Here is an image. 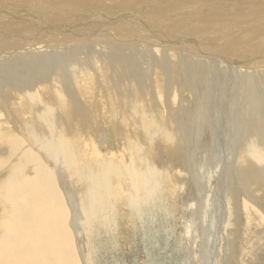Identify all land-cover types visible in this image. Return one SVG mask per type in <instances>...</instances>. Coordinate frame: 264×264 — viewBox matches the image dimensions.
I'll list each match as a JSON object with an SVG mask.
<instances>
[{
    "label": "bare ground",
    "instance_id": "bare-ground-1",
    "mask_svg": "<svg viewBox=\"0 0 264 264\" xmlns=\"http://www.w3.org/2000/svg\"><path fill=\"white\" fill-rule=\"evenodd\" d=\"M21 1L22 2L26 1L24 3L29 8V4H27V2L29 0H21ZM63 1L61 2L59 0H52L49 2L48 1L45 2V5L38 4L37 6H33V7L29 8V9H31L32 12H28L29 10H24V9L22 10L21 8H17V10L10 9V13H12V14H13V12H17V16L23 15L22 20L18 21V23L15 25V27H14L15 31L14 32H16V34L22 35L26 39H32L33 38L34 40H38L39 42H42L41 39L43 37H45V34L44 35L42 34V36L40 38H36L34 36V32H36L38 29H41L39 27H45L44 25H47L49 20H60V19L66 18V17H68V18H70V17H73V18L82 17L84 12L77 14L73 11H70V10L67 11L66 10V8H74L75 6L78 7L77 5H75V3H73L72 1H69V0H63ZM141 1L142 2H140V3H143L145 5L155 4L156 6H161V7L168 4L167 8L163 9V13H161L162 15L163 14L174 15V12H175L174 9L175 8L168 7V6L171 4L176 5L178 3V2H176L177 0H163V2H161V3H147V2H157L158 0H141ZM236 1L237 2L240 1V4H241V1H243V0H229V1H227V4L229 3L228 5H232V4L235 5V3H237ZM50 2L60 3L59 5L62 4V8L64 7V9L62 10V8L59 9L56 7H50V9L47 10L46 4L50 3ZM83 2L84 1H82L81 3H83ZM103 2H104V0H103ZM107 2L109 3V1H107ZM107 2H105L104 5H101L98 3H97L98 5L95 3L93 4L94 7L102 6L103 8H100V7L92 8L93 6L91 5L92 7H89V8L87 7V9L92 8V10H94V12H96L97 14H103V16L101 17L103 19L102 21H107L104 19H108V20L111 19L112 20L113 18H115V17H113V14L118 13L120 15L118 17H123V22L127 23L128 18L124 17V16H126V14L124 13V11L126 9L118 8L115 5L110 6V8H109ZM28 3H30V2H28ZM127 3L128 2H119L118 5H127V7H129V8H135V7L140 8V7H138V4H136V6H135L132 4H127ZM253 3L252 2L250 3V4H252L251 8H253L255 6V5H253ZM13 4H17V3L11 2L10 0H8V2L0 0V6L2 5L5 7L6 6L13 7ZM85 4H86V2H85ZM196 4H197V7H199V6H201V7L206 6L207 7L208 5H211V4H220V3H217L215 0H189L187 2H185V1L182 2L180 5H188V6L192 5L195 7ZM246 4H247V2H246ZM254 4H256V3H254ZM224 5L227 6L226 4H224ZM261 5L262 4H260V7L262 8L264 5H262V6ZM106 6H108V8ZM201 7L199 8V10L202 9ZM206 7H204V8H206ZM220 7H221V5H220ZM234 7H236V6H234ZM78 8H80V7H78ZM211 8H213V6ZM255 8H256V6H255ZM257 8L260 9L259 7H257ZM81 9L83 10V8H81ZM81 9H80V11H81ZM192 9H195V8H192ZM250 9H248V10H250ZM3 10H4V8H3ZM77 10H79V9H77ZM190 10H191V8H190ZM263 10L264 9L262 8V11ZM5 11H7V10H5ZM186 11H188V10H186ZM205 11L206 10H204V12ZM66 12L69 15H67ZM201 12H203V11H201ZM259 12H260V10H259ZM58 14L59 15L64 14V16H56ZM189 14H191V13H189ZM196 14H198V13H196ZM199 14H202V13H199ZM106 15H108L109 17H106ZM181 15H183V14H181ZM237 15H238V13H237ZM255 15H256V13H255ZM3 16H5V15H3ZM234 16H236V15H234ZM234 16H232L233 18H231V19H235ZM6 17H7V15H6ZM135 17H138V16H135ZM175 17H176V14H175ZM177 17H178V15H177ZM188 17H190V16L188 15ZM219 17L217 16L216 19ZM263 17H261V18H263ZM209 18H211V17H209ZM213 18H214V16H213ZM226 18H228V17L226 16ZM80 19L82 20L83 18H80ZM172 19L173 18L163 17V19H161V20L162 21L163 20L172 21ZM205 19H208V18H205ZM236 19H237V17H236ZM219 20H220V18H219ZM256 20H257V18H256ZM3 21H6V20H3ZM115 21H116V19H115ZM115 21L112 20V22H115ZM213 21H216V20L213 19ZM224 21L226 22V20H224ZM101 22H100V24H102ZM197 22H200V21H197ZM217 22H219V21L217 20ZM221 22H220V24H221ZM247 23H249V22H247ZM258 23L259 22L257 21L256 24H258ZM176 24H178V22ZM234 24L235 23H232L233 26H234ZM244 24H245V22H244ZM256 24H255V26H256ZM127 25H130V24L127 23ZM237 25L238 24H236V26ZM79 26H81V25H79ZM252 26L250 25V27H252ZM259 26L260 25H257V27H259ZM90 27L91 26L84 27V28L81 27L82 29L80 28L77 31L85 29L84 31L87 32V34H88L91 32V30H89ZM129 27H137V25H135V22H134V24H131ZM140 27H142L143 30L133 29L130 32H127L126 37L127 38L129 37L130 39H128V43H126L125 45H118V44L113 45V44H107L106 43L108 46H103V47L105 49H107V51L106 52L102 51L104 53H100V55L93 53V51L95 49H93L91 47V45L88 43V41H86V39L81 40L75 36H69V35L65 36L66 34L64 36H60L58 34L57 37H60L61 42H63L61 44H64L65 42L67 43L68 41H71V39H72V40L81 41V43L79 42L80 46H78V47L75 46L76 48H74L72 46L73 44H71V46H69L70 48H68V46L56 47L55 48L56 52H53L52 50L48 51L47 49L44 48V46H42L41 48L35 47L34 49H32V47H31V49L33 50L31 52L29 50V47H27L29 42H25L24 45H22L20 47L21 51L14 52V53H12L13 51L12 52L10 51L12 53V54H10V56L8 55V53H5V56H3V58L0 57V65H1L0 95H2L1 93L4 94V95L0 96V112L1 111L2 112L3 111H5V112L9 111L7 113V115L9 117L13 116L15 118V123L19 124L20 123L19 114L21 111H19V112L10 111L14 108H11V106L9 105L10 103H8L7 98L9 96H11V98L12 97L13 98L19 97L20 95L26 93L29 95L30 99L27 97H25V98L23 97L24 98V104H25V105H23V109L33 113V115H34L33 119L34 120H36V121L38 120V122L45 124L48 128H50L49 130H51V133H50L51 136H49L47 138L44 137L42 139L38 138L37 140H36L37 136L40 134V132H42L41 131L42 126L41 125L37 126L32 131H30L31 132L30 133L31 139H29L30 140L29 142L31 144H34V146L38 145L35 148L38 147L37 149H39V153L35 154L33 152L35 155L32 157L33 159L31 161L32 163H34V162L37 163V164H35V166H37V169H33L30 166V169L32 168L33 171L31 170V172L27 173V174L23 171L25 169L17 170V171L14 169L13 174L10 173L12 175L9 176V178L6 176L8 178L6 188H5V186H2V185H1L2 187H0V264H80V263L84 264V262H85V264H100L99 262L103 261V260H108L105 263H107V262L112 263L113 260H115L114 255H116L118 252L122 251V249H125L124 254L127 255L128 257H131V255L133 256L134 254H136V253H132L131 250L126 249V247H128L129 245H132L135 247L138 243L140 244L141 237H142V236L140 237V232H139V226L140 225L144 227V230L146 229V231H149V230L153 229L154 225H156V222L160 216H162L164 214L169 216L170 214H172L176 211V210H174V211L172 210V205L169 203L171 201L175 202L178 194H180V192H181L180 191L181 186L178 185L179 183H177L181 177L180 171H182V173H184V175L187 176L185 174V171L183 172V168L186 167V165L189 162H192V159L196 160L195 156L189 157L190 159H186V160H184L185 158H183V153H184V150L182 149L183 144L184 143L187 144V142L190 141V139H191L190 137H192L189 134L187 135V134H183V133H192L194 131H197L199 128L198 121L200 118L198 120H196L197 122L196 121H192V122L187 121V123H185V121L183 123V120L178 118L177 120L175 119L176 122L169 123L166 126V129L165 128L161 129L159 126L161 125V122L166 121L167 114L169 112L165 114L162 112L157 113L158 110L155 111V109H154V111H146V110L142 109L143 112L136 113V117L131 115V113L132 114L134 113V110L137 107V101L141 98H145L146 97L145 94L147 92L148 93L149 92L154 93L152 84L156 80L158 82L157 93L161 94V93L165 92V90H163V88H165L166 91L170 89V86L168 87V85L172 84L173 80L176 79V76L180 77V74L182 72L184 75L186 73H188V75H191V77L192 76L194 77L195 72L193 73V70L195 68H197V73L199 74L197 77H199L200 73L201 72L203 73V70H205L207 66H211L212 68L214 67L216 70H219V67H216L214 65V64H218V63L213 62L212 65H210L209 63L205 62L204 59L213 58V59H218L221 61V60H226L228 58H225L221 55H219L220 57L218 55L213 56V54H216V51H217V50L215 51V49L214 50L211 49L213 51H210L208 49L210 52H212V55L211 54L209 55L208 53H206L205 50L204 51L201 50L202 51L201 52L202 54L200 56L201 58H198V56H197V59H195V61H196V63H195V61L192 60L194 58H190L189 56H186L188 53L187 49H190V47L185 46L184 44H180V45L176 46V44L180 43L179 40H181V38H182V37L179 38V35H175V37H176V38H174L176 40L175 41L174 39H172L170 37L169 34H167L168 33L167 31H166V33L163 32L162 31L163 28H161V27L159 29L152 27V26H149V25H140ZM195 27H196V25H195ZM200 27H202V26H200ZM200 27H198V28H200ZM239 27H242V26H238V28ZM92 28H94V27H92ZM198 28H197V31H198ZM228 28L230 29L231 27H228ZM247 28H248V26H247ZM252 28H254V26ZM12 29H13V27H12ZM144 29L150 30V32L146 31L145 35H148V34L152 35V38H148L146 40H143V38H141L142 40L140 39L141 41L139 43L130 42V41H132V39H136V38L140 37V35L138 33L141 32L143 34ZM188 29H190V28H188ZM194 29L196 30V28H194ZM208 29H210V28L208 27ZM224 29H226V27ZM261 29L262 28L260 27V30ZM199 31L203 32L200 29H199ZM216 31H217V29H216ZM228 31H226V33L224 32V34H229L230 32L227 33ZM233 31L239 32V30H233ZM0 32H1V30H0ZM38 32L40 33V30H38ZM220 32H221V30H220ZM109 33H111V32H109ZM204 33H205V31H204ZM204 33H202V35ZM241 33H242V31H241ZM243 33H245V32H243ZM246 33L250 34L249 31ZM258 33L259 32H257V34ZM52 34H53V32H52ZM113 34L114 33H112L111 36H113ZM184 34H186V33H184ZM192 34H194V33H192ZM219 34H222V33H219ZM219 34H218V36H220ZM235 34H236V32H235ZM240 34H239V36H240ZM254 34H255V32H254ZM259 34L261 35V32ZM94 35H95V33L93 34V36ZM232 35L233 34H231V36ZM4 36H2V37H4ZM185 36L187 37V35H185ZM235 36H238V35L236 34ZM252 36H254V35H252ZM90 37H92L91 33H90L89 39H90ZM116 37H119V36L116 35ZM186 37L184 39H186ZM260 37H262V36H260ZM260 37H258V38H260ZM20 38H21V36H20ZM206 38H207V35H206ZM221 38L223 39V37H221ZM247 38H248V36H247ZM5 39L6 38L4 37V40ZM184 39H182V41ZM230 39H228V40H230ZM46 40L49 43L56 41L54 39H51V40L46 39ZM204 40H205V38H204ZM214 40H216V39H214ZM29 41H32V40H29ZM231 41H232L231 43H233V40H231ZM245 41H247V40H245ZM249 41H251V40H249ZM252 41H254V40H252ZM191 42H194V41H192V39H191ZM235 42H236V40H235ZM13 43H16V42H13ZM70 43H68L67 45H69ZM201 43H203V41ZM201 43H199V44L201 45ZM204 43H205V41H204ZM239 43L242 44L241 42H239ZM253 43H252V45H253ZM35 44H37V43H35ZM41 44H43V43H41ZM196 44L198 45V43H196ZM206 44H208V41ZM248 44H250V46H251V43H248ZM173 45H175L176 47H173ZM214 45H217V44H214ZM33 46H36V45H33ZM153 46H155V47H153ZM208 46H209L208 48H210L211 44H209ZM237 46H238V44H237ZM229 47L231 48V46H229ZM247 47H249V45ZM247 47H246V50L244 49L245 46L243 48L241 47L240 49H244L243 51L247 52V50L249 51V49H250V48L247 49ZM254 47H252V48L253 49L257 48V47H255V48ZM206 48L207 47L205 46L204 49H206ZM211 48H213V47H211ZM16 49L14 48L15 51H16ZM73 49H81V50L80 51H78V50L74 51ZM100 49H102V48H100ZM240 49L238 48L239 51L243 52ZM25 50H26V53L30 52V53H28L30 55L27 56V54H25ZM233 51H234V49H233ZM239 51H238V54L240 53ZM196 52L197 51H195L194 53H196ZM233 53H235V52H233ZM188 54H190V53H188ZM238 54L234 55V56L232 55V56L233 57H235V56L239 57ZM230 55L231 54H228L227 57L228 56L230 57ZM175 56L177 57V62H179L178 66H177L178 68L176 70L177 73L175 72V62H174ZM263 56H264V54H263ZM194 57H195V55H194ZM240 57H241V55H240ZM243 57H244V55H243ZM247 57H249V56L247 55ZM230 58H231V60H233L232 57H230ZM244 58H246V57H244ZM234 60H236V59L234 58ZM243 61L244 60H242L240 62L242 63ZM228 63H230V61H228ZM245 65H249L248 61H247V63H245ZM235 66H236V64H235ZM250 67L255 69L252 65ZM110 69H111V75L110 76H106V77L101 76L100 79L97 76V78H95L94 72H97V71L100 72V70L107 72ZM153 71L158 72L163 78L166 79L167 85L165 87H163V84L160 83L159 79H157V77L154 75ZM233 71L238 72L236 70H233ZM251 71H252V73H248L246 71L244 73H233V74L240 75L239 77L243 76L244 78H240L241 82L242 81L243 82H246V81L251 82V80L254 79L252 82H254L259 87L258 90H261L262 86H264V83L261 82V81H263L262 78H264V76L261 74H258L256 71L255 72H253V70H251ZM97 74H98V72H97ZM175 74H176V76H175ZM210 75H211V73H210ZM48 76H50V78H49L50 80L49 79L46 80ZM7 77H9L10 80H8ZM53 77H56V80H54ZM112 77L114 78V80H116L115 84H114L115 91L111 90L110 88L109 89H103V90L100 89L101 91H103V94L106 92H107V94L105 96V101H103V103H101V104L99 102L98 106H100V107L102 106L103 110L106 112H109V113H117V114L118 113H127L126 119H125V117H124V119H120V118L118 119L120 121L119 129L121 130L120 134H122L124 136L123 142L128 143V145L130 144L131 147L129 146V149L133 148L134 151L131 152L133 149H130L129 153L131 154V157L129 155L126 158H124L125 156L124 157L121 156L119 161L117 159H115L116 158L115 156H114L115 158L112 159V157H113L112 156V157H110L111 158L110 159L108 157H105V155H103L104 156L103 159L106 158L103 161L101 159L98 162L94 161L92 164L86 163L87 164L86 165V164H83V162H84L83 157L84 158H86V157L83 154H81L80 152L78 153L77 146L81 149H82V146L78 142H77L76 146L73 145V143L71 141H69L70 139H69L68 135L70 134V132L72 134H74V130L72 128L73 127L72 122H77L76 119L79 120V122H81L82 125L87 123L89 116L92 115L88 110L89 107H91L95 113H98L101 115L100 112H97V111H99L98 106H94V105L89 104L90 103L89 100L92 98L93 93H91L88 90H92V85L96 86L95 89L99 88L100 83L102 81L105 84L109 83V82L111 84V80H109V78L111 79ZM158 78H161V77L159 76ZM199 78H201V77H199ZM208 78H210V77H208ZM189 79H191V78H189ZM195 79H196V77H195ZM85 81H87V82H85ZM126 81L128 82V87H125L124 86L125 84H124L123 87L120 88V84L122 82H126ZM9 82H11V83H9ZM52 82L55 83L56 85L59 84V86L61 87L62 90L60 92L53 93V91H50L51 89L50 90L46 89V93L49 96V98L52 99L53 104L52 105L40 104L43 102H39L36 98H34L33 93L39 88H47V87L51 88ZM199 82H197V83H199ZM87 83H88V85H87ZM96 83H98V86L96 85ZM55 84H53V85H55ZM83 84H84V86H83ZM155 86H156V84H155ZM209 86H210V84H209ZM75 89H78L79 91L77 92ZM111 91L113 93V96H111L109 94V92H111ZM80 92H83V93H80ZM85 93H87L88 96L85 97ZM68 95H70V97L72 98L73 101L68 97ZM78 96H81L82 98L86 99L85 101H87V104L85 103L84 100H80V101H84V103L89 107H87L86 105L79 104V102H78L79 97ZM143 96H145V97H143ZM165 96H166V94H165ZM183 96H184V94H183ZM101 97H102V95H100V98ZM256 98H254V100ZM63 101L65 103L62 104ZM74 101H76V102H74ZM150 103L154 107H156L158 102L156 100H153ZM166 103H164V104H166ZM132 105H134L135 108L133 107L134 110L129 111L128 109ZM153 106H151V107L153 108ZM158 106L159 105H157V107ZM112 107L116 108V110L115 109L111 110ZM262 107H264V106L262 105ZM251 108H252L251 111L252 110H254L255 112L257 111L255 104H253V106H251ZM179 109L182 111L183 107H180ZM167 111H170V110H167ZM184 113H186V112H184ZM258 113H259V116H262L264 114V111H262V112L257 111V114ZM3 114H5V113H3ZM172 114L173 113H171V115ZM30 115H32V114H30ZM195 115H193V116H195ZM168 116H169V114H168ZM175 116H176V114H175ZM198 116L200 117L201 115L197 114V118H198ZM238 117H240V116H238ZM90 118L93 120V117H90ZM108 118H109V122H111V124H112L114 117L111 114H109ZM194 118H196V117H194ZM263 118L261 121L257 122L259 120L257 116L252 117L251 114L249 115V124L250 125L248 128L244 129V130H246L247 133L242 138L244 141V147H243V149L241 147V152L239 155V161L242 157L243 164H245L246 167L245 166H244L245 168L241 167L244 169L240 173H237V171H236V173L239 175V178H235V176H234L235 170L232 169V167H234V165H231V163H230V165H231L230 170H229L230 174L228 175L229 177L227 178V181H226V184H227L226 190H228V194L230 196H232L231 198H233V196H234L236 199H238V198L240 199L241 195L246 194L247 189L249 187H251V186H249L246 189V182H245L244 176L251 175L252 177H254V176H258L257 173H264V169L262 168V166H264V141H263L264 139L262 140L261 139L262 135L260 136V134H259V128H263V124H262ZM104 119L107 120V118H105V117H104ZM237 119H239V118H237ZM208 120H209V118H208ZM170 122H172V120ZM182 124L184 127L180 128V125H182ZM63 125H64V127H66L65 133L63 132L64 129H61V127ZM117 126H118V124H117ZM205 126H203V127H205ZM208 127H209V125H208ZM112 129H114V128H112ZM116 129H117V127L115 128V130ZM45 130L47 131V129H45ZM5 131H6V128H5V130H3V133H5ZM242 131H243V128H242ZM181 132L183 135L181 134ZM239 132H240V130H239ZM67 133H69V134H67ZM93 133H94V131H93ZM199 133H197L198 138L200 136ZM87 135H89V133ZM193 137H195V136L193 135ZM262 138H264V137H262ZM87 139H89V138L87 137ZM116 140H118V137ZM120 140H121V138H120ZM192 140L194 141L195 138H193ZM91 141H93V139H91L90 142ZM8 142H9V140H8ZM14 142H15V139H14ZM25 142L21 141V143L18 144L17 146L21 147L25 144ZM153 142H155V143H153ZM92 143L93 144L96 143L94 146L91 145V146H93V148H96L99 145L98 140H95V143L94 142H92ZM109 144H110V142H109ZM151 144H156L159 146H160V144H173V146L170 145V146H172L171 148H168V152L171 153V155H173L174 157L176 156L178 160H181V162H183V160H184V163L182 165H179L180 171H178V170L176 172L172 171V173L175 177L176 184H177L175 189L171 185V179L168 177V175H170L171 173H169V172L165 173L164 169L161 168L160 165L155 164L152 160H147L145 158H141L140 156H138V155H140V152L145 151V149H140L141 147L138 148V150H137L136 148L138 146H150ZM128 145H126V146L128 147ZM1 147H3V146H1ZM26 147L27 146H25L24 149ZM32 148L33 147H31V149ZM97 149H99V148L97 147ZM160 149H162V147ZM181 149L183 152H181ZM198 149L200 150V144L198 145ZM125 151H126V149H125ZM162 151H163V149H162ZM14 152L16 154L15 157L18 158L17 156L19 155L20 152L18 153V155H17V152H18L17 149H15ZM114 152H117V151H114ZM197 152L199 153V151H197ZM230 152H232V151H230ZM23 153H22V156H23ZM100 154H101V152H100ZM100 154H97V155H100ZM159 154H161V153H159ZM141 155H143V154H141ZM30 156H32V155H29V157ZM95 156H96V154H95ZM119 156H117V157H119ZM132 156H134V157H132ZM29 157H27V158H29ZM146 157L148 158V153H147ZM158 157L159 156L156 155V159H158ZM9 158H7V159H9ZM154 158H155V156H154ZM197 158H199V157H197ZM20 159H22V158H20ZM80 159H81V161H83L82 163H81ZM3 160L5 161L6 157H4ZM199 160H200V162L199 161L195 162V166L193 169L194 170L193 175H194V179L198 182V188L200 187V189H201V186L205 187V188L208 186L207 173L209 172L208 173L209 174V177H208L209 182L212 179H215V178L217 179L218 171L220 170L221 166L219 165L217 168L215 167L216 160L214 157L212 158V162L207 164L205 162L206 160L204 158V155H202V153L200 155ZM15 161H16V159H14V162ZM0 162H1V160H0ZM12 162H13V160H12ZM7 164H8V161H7ZM238 164H239V162H238ZM217 165H218V163H217ZM82 166H84V167H82ZM22 167H24V166H22ZM78 167H82L81 170L78 169L79 171H77ZM169 167L171 169V166H169ZM0 168H1V166H0ZM28 169L29 168H27V170ZM172 169H175V168H172ZM188 170H189V168H188ZM14 172H15V174H14ZM7 173L9 174V172H6L5 175ZM24 174H26V175H24ZM29 174H31L32 176L30 177ZM5 175L2 174V176H4V177H5ZM178 175H179V177H178ZM236 177H237V175H236ZM172 180H173V178H172ZM71 181H73L74 184H77V186H79V188L81 186V188L83 190V192H81V193H83V194L81 196L77 195L72 190L73 193L68 196L69 197V201H68L66 199L67 194L65 196V194L62 191L63 188L61 189V187L64 184H66V185L70 186L71 189L75 188V186L72 185ZM257 181H259V180H257ZM3 182H4V180H3ZM238 182H239V186L242 187L243 190L240 187H236L238 185ZM255 182H256V179H255ZM2 184H5V182ZM257 186H259V185L257 184ZM251 188H253V187H251ZM80 191H81V189H80ZM170 192H171V195H170ZM255 193H253V194L255 195ZM259 193H260V191L257 194H259ZM262 194H264V193H262ZM210 196H212V195H210ZM203 198H204V196H203ZM226 199H227V197H226ZM256 200L257 199H255V201ZM233 201L234 200H232V202ZM257 201H259V200H257ZM229 202H231V201H229ZM236 202H238V201H236ZM195 205H197V203ZM195 205H193V206H195ZM239 205H241V204H239ZM174 206L177 207V204L175 203ZM193 206L189 205V204H186L184 207L182 206V211H183V216H184L183 221H182L183 232L182 233L179 232L182 239L176 237L175 236L176 234L172 233V228L179 229V228H176V226H177L176 220L173 222V224H171L169 221V226L165 232L166 237H168L170 235L173 238L175 237V240L177 241L178 245L180 246L179 248H181L182 246L186 247L187 259L185 260L184 264H193V261H194V258L196 257V255H194V253H193L194 252L193 251L194 246H193L192 240H194V237L197 234V232H196L197 224H200L202 221H206V217H203L202 215H201L202 219H201V217H198L199 213L200 214H203V213L197 212V208L195 209V207H193ZM175 207H174V209H175ZM228 210H230V209H228ZM70 214L72 216L71 219H70ZM188 214H189V216H191V218L193 216V218L191 220H189V222H188V219H189ZM208 214H210V213H208ZM256 217H257V215H256ZM198 218L201 221V222L199 221L200 223H198ZM207 218H208L209 222H210V220L214 219V218L211 219L212 218L211 214L208 215ZM261 218H260V220H261ZM231 219H232V217H231ZM253 220H254V217H253ZM159 221L161 222V220H159ZM232 221H233V219H232ZM232 221H231V223H229V222L228 223L232 224ZM187 222L189 223V225H191V223H192V225L189 226L187 224ZM217 222H219V221H217ZM137 223L140 225L138 226ZM157 223H159V222H157ZM262 223L264 224V222H262ZM231 226H233V225H231ZM214 227H215V225H214ZM223 227H224V225H223ZM226 228H228V227H226ZM150 232L152 233V231H150ZM233 232H234V230H233ZM161 234H162V232H161ZM204 234H207V231ZM222 234H221V236H222ZM230 234H228V236ZM145 235H147V234H145ZM79 236H82L84 239V243H85L84 255H82L79 251L77 252L78 249H76L77 247L75 245V240H76V237H79ZM152 237H154V236H152ZM231 238L232 237H230V239ZM169 239H171V238H169ZM180 239L184 240V241L182 242ZM221 239H224V238H221ZM227 240L225 243H227ZM233 242H235V241H233ZM147 243H149V242H147ZM230 243H231V241H230ZM111 244H113V245L111 248H109V246ZM139 244H138V246H139ZM144 244H146V243H144ZM143 247H144V245H143ZM146 247H148V246H146ZM134 250H135V248H134ZM224 250H226V249H224ZM141 251H143V250H141ZM234 251H236V250L234 249ZM228 252H229V249H228ZM245 252H247V251H245ZM234 254H235V252H234ZM225 255H226V253H225ZM82 257H83L84 261L82 260ZM144 259H146V258H144ZM132 260H134V259H132ZM144 261H146V260H143V263H144ZM131 262H133V261H131ZM230 264H232V263H230Z\"/></svg>",
    "mask_w": 264,
    "mask_h": 264
},
{
    "label": "rangeland",
    "instance_id": "rangeland-1",
    "mask_svg": "<svg viewBox=\"0 0 264 264\" xmlns=\"http://www.w3.org/2000/svg\"><path fill=\"white\" fill-rule=\"evenodd\" d=\"M3 1L8 2V0H3ZM10 1L11 2H15L17 4H13V7H11V6H6L5 7V6L1 5L4 8V10H7L6 12H10V9L17 10V8H21L22 10L23 9L24 10H29L28 12H32L31 9H29V8H31L33 6H37L38 4L45 5V2H47V1L49 2V1H52V0H47V1L43 0L44 2L42 0H40V1L39 0H37V1L36 0H29L28 2H30V3L27 2V4H29V8L24 3L26 1H23V2L21 0H10ZM18 1L19 2L21 1V2L19 3ZM59 1L62 2L63 0H59ZM69 1H72L73 3H75V5H77L80 8L75 6L74 7L75 9L66 8V10L67 11H69V10L73 11V12H75L77 14L82 13V12H85L86 14H89V12H90V14H91V12L94 11V10H92V8H98V7L103 8L102 6L94 7V5H93L94 3L95 4L98 3V4H101V5H104L105 2H107V1H109V3L107 2L109 8H110V6H114L115 5L118 8L126 9L125 11H133V12H134V10L137 9V7L129 8V7H127V5H118V3L119 2H128L127 4H132V5H135V6H136V4H138V7H144V5H145L143 3H140V2H142L141 0H107V1L104 0V2H103V0H94V1L93 0H86V1L85 0H69ZM82 1H84V2L81 3ZM184 1L187 2L189 0H177L176 2H178V3L176 5L175 4H171V5L168 6V7L175 8L174 9V11H175L174 15H165V14L162 15L161 14V13H163V9L167 8L168 4L164 5L163 7L156 6V5H153V4H149L147 6V12L144 11V10H139L138 11V17L131 16L129 19H127V23H129L131 25V24H134V22H135V25H137L138 28L137 27H129L130 25H127L126 22H118L117 20L115 22H112L111 19H109V20L108 19H104V20H107V21H102L103 19H99L96 22H92V23L84 26V27L91 26L89 28V30H91L90 33H91V36H92V37H90L91 40L89 39L90 33L87 34V32L84 31L85 29L77 31L76 34L75 33H71V34L67 33L66 35L65 34L60 35V36H64V35L65 36H67V35L75 36V37H77L78 39H81V40L86 39V41H88V43L91 45V47L93 49H95L93 51V53L94 54L96 53V54L100 55V53H104V52L107 51V49H105L103 47V46H108L107 44L125 45L126 43H128V39H130V38L126 37L127 32H130L133 29H141V30H143V28L140 27V25L138 24V22H139V23H142L143 25H149V26H152V27H155V28H158V29L160 27L163 28L162 31L165 32V33L167 31L168 32L167 34H169L172 39L176 38L175 35H179V38L182 37L181 40H179L180 43L178 42L179 44H176V46H178L180 44H184L185 46L190 47V49L186 48L188 50V53H190V54H188L186 52L187 53L186 56H189L190 58H194V59H192L193 61H195V59H197V56H198V58H201L200 56L202 54L201 53L202 51L205 50L206 53H208L209 55L210 54L212 55V52H210V51H213L214 49H215V51L216 50L217 51H216V54H213V56L221 55V56H223L225 58H228V59H226L227 61L226 60H221L220 61L218 59H213V58L204 59L205 62L209 63L210 65H212L213 62L214 63H218V64H214V65L216 67H219V70H216L214 67L212 68L211 66H207L206 69L203 70V73L202 72L200 73L199 77H201V78L197 77L199 75L197 73V68H195L193 70V73L195 72L194 73L195 74L194 77L193 76L191 77V75H188V73H186L184 75L183 72L180 74V77L176 76V74H175L176 79L173 80L171 85H168V87L170 86V89L166 91V89L163 88V90H165L166 93L165 92H163L161 94L157 93L158 82L156 80L152 84L154 93H151V92L148 93L147 92L145 94V96L147 98L145 96H143L145 98H141L140 97L141 99H139L137 101V107H136L135 110L133 109L134 105L129 107V109H128L129 111H133L134 110V113L133 114L131 113V115H133L134 117H136V113L143 112V110L154 111V109H155V111L158 110L157 113H161L162 112V113H165V114L169 112L168 113L169 116L167 114L166 121L161 122V125L159 126L161 129L162 128L166 129V126L169 123L176 122V120L178 118L183 120V123H184V121H185V123H187V121L188 122L196 121V120H198L200 118L199 121H198L199 128H198L197 131H194L192 133H183V134H187V135L189 134L192 137H193V135L195 136V137H193V138H195L194 141L192 140L193 138L190 137L191 139L190 138L189 139H190V141L191 140L192 141L191 142L188 141L187 142L188 145L185 144V143L183 144V148H182L184 150L183 158H185L184 160H186V159H190L189 157H194L195 156L196 160L192 159V162H189L186 165V167L183 168V172L185 171V174L187 175V176H185L184 173H182V171L179 170V165H182L184 163V160H183V162H181V160H178L176 156L174 157L173 155H171V153L168 152V148H171L173 146V144H160V146L162 147L163 151H162V149H160L161 147L159 145H156V144H151L150 145L151 147L150 146H138L136 148L137 150L140 147H141L140 149H145V151L140 152V155H138V156H140L141 158H145L147 160H152L155 164L160 165L161 168L164 169L165 173H168V172L171 173L170 175H168V177L171 179V185L173 186L174 189L176 188L177 184H176L175 177H174L172 171L173 172H176L177 170L180 171L181 172V177H180V180L177 183H179L178 185L181 186L180 191L181 192L183 191V192L182 193L180 192V194H178L175 202L171 201L169 203V204L172 205V210L173 211L176 210V211L174 213L170 214L169 216L166 215V214L160 216L158 218V220H157V222H159V223L156 222V225H154L153 229H151L149 231H146V229L144 230L143 226H141L140 224L137 223L138 226L140 225L139 226L140 237L141 236L143 237V238L141 237V242H140L141 245L138 243L139 246L137 244L135 247L132 246V245H129L128 246L129 248L126 247V249H129V250L132 251V253H136V254H134L133 256L131 255V257H128L127 255L124 254L125 249H122V251H120L116 255H114V257H115L114 259L115 260H113L112 263H109V262L105 263L108 260H103V261L99 262L100 264H108V263L109 264H123V263L124 264L125 263L126 264H139V263L140 264H184L185 260L187 259V249H186V247L182 246L181 248H179L180 246L178 245L177 241L175 240V237L173 238L171 235L166 237L165 236V232H166V229L169 226V221H170L171 224H173V222L176 220L177 221L176 222V224H177L176 228H179V229H174L171 226L170 227L172 228V233L176 234L175 235L176 237L181 238L179 232H181V233L183 232V223H182V221H183V218H184L183 211H182V206L184 207L186 204H189V205L193 206L196 203H197L198 206L195 205L193 207H195V209L197 208V212L203 213V214L199 213L198 217H201V215H202L203 217H206V221H202L201 222L199 220V218H198V223H200V222L201 223L197 224V228H196L197 234L194 237V240H192L193 246L195 247V248L193 247V251H194L193 253H194V255H196V257L194 258L193 264H230V263H232V264H257V263L258 264H264V224L262 223V222H264V197H263L264 194H262V193H264V173H257L258 176H254V177H252L251 175L244 176L245 177V182H246V189L249 186H251L253 188L249 187L247 189V193L246 194H242L240 199L239 198L236 199L234 196H233V198H231L232 196H230L228 194V190H226L227 189L226 181H227V178L229 177L228 175L230 174L229 170H230L231 165H234V167H232V169L235 170V172H234L235 178H239V175L237 173H240L246 167V165L243 164L242 157H241V159L239 161V155H240V152H241V147H242V149L244 147V141H243L242 138L247 133L246 130H244V129L248 128L249 125H250L249 124V115L251 114L252 117L257 116L258 119H259L257 122L261 121L262 118L264 117V114L262 115L263 117L259 116V113L257 114V111L258 112L264 111V109H263L264 107H262V105L264 106V91H263L264 90V86H262L261 90H258L259 87L254 82H252L254 79L251 80V82L250 81H246V82L242 81L241 82L240 78H244V77L243 76L239 77L240 75L233 74V73H244L246 71L248 73H252L251 70H253V72L256 71L258 74H261V75L264 76V56H263V54H264L263 53L264 52V19H263L264 18L263 17L264 16V12L263 11L264 10L262 11V8L264 9V6L262 8L260 7V4L264 5V2H263L264 0H257V1L256 0H245V1L243 0V1H241V4H240V1H238V2L236 1L238 4L235 3V5L234 4L228 5L229 3L227 4V1H229V0H227L226 2H223V3L217 2V0H215L217 3H220V4H211V5H208L207 7L206 6L197 7V4L195 5V7L192 6V5H189V6L188 5H180ZM250 1L252 3L253 2L256 3V4L253 3V5H255L256 8H255V6L253 8H251L252 4H250L251 3ZM85 2H86V4H85ZM246 2H247V4H246ZM59 4L60 3H58V2L47 3L46 4V6H47L46 9L48 10V9H50V7H56V8L61 9L62 8V4L61 5H59ZM224 4H226L227 6H225ZM220 5H221V7H220ZM1 6H0V10H3V8ZM108 6H106V7L108 8ZM212 6H213V8H211ZM234 6H236V7H234ZM87 7L88 8L92 7V8L91 9H87ZM200 7L203 10L202 9L199 10ZM204 7H206L207 9L204 8ZM257 7H259L260 9H258ZM76 8L79 9V10H77ZM81 8H83V10ZM176 8L177 9L179 8V9L177 10ZM190 8H191V10H190ZM192 8H195V9H192ZM63 9H64V7L62 8V10ZM80 9H81V11H80ZM248 9H250V10H248ZM186 10H188V11H186ZM204 10H206V11L204 12ZM259 10H260V12H259ZM201 11H203L204 13L201 12ZM2 12L3 11H0V13H2ZM189 13H191V14H189ZM196 13H198V14H196ZM199 13H202V14H199ZM237 13H238V15H237ZM255 13H256V15H255ZM175 14H176V17H175ZM181 14H183V15H181ZM3 15H5V16H3ZM6 15L10 16L9 14H6V13L0 14V25L2 26V28L0 29L1 30V32H0V42H1L0 43V57L1 58H3V56H5V53H8V55L10 56V54H12L14 52L21 51L20 47L22 45H24L25 42H29L27 47H29V50L31 52L33 51L32 49H34L35 47L36 48H41L42 46H44V48L47 49L48 51L52 50L53 52H56V50H55L56 47L68 46V48H70L69 46H71V44H73L72 46L74 48L80 46L79 44L81 43V41L72 40V39H71V41H68L67 43L65 42L64 44H61L63 42H61L60 37H57L58 34L57 33H53L52 34V32L49 33V32L42 31V34L43 35L45 34V37H43L41 39L42 42H39L38 40H34L33 38L32 39H26L22 35L16 34V32H11L12 31V27L14 29V27L18 23V21H20V19L22 20V18H20V15L17 16V12H13L12 16H10V17H8V16L6 17ZM67 15H69V14L67 13ZM177 15H178V17H177ZM188 15L190 17H188ZM234 15H236V16H234ZM56 16H64V14H60V15L58 14ZM162 16L166 17V18H173V19H172V21H170V20H168V21L163 20L162 21L161 20V19H163ZM213 16H214V18H213ZM217 16L218 17L220 16L219 17L220 20H219V18L216 19ZM226 16L228 18H226ZM232 16H234L235 19H231V18H233ZM106 17H108V16H106ZM204 17L208 18V19H205ZM209 17H211V18H209ZM236 17H237V19H236ZM261 17H263V18H261ZM256 18H257V20H256ZM213 19L216 20V21H213ZM3 20H6V21H3ZM217 20L219 22H217ZM224 20H226V22ZM197 21H200V22H197ZM257 21L259 22L258 24H256ZM100 22L102 24H100ZM177 22H178V24H176ZM220 22H221V24H220ZM244 22H245L246 25L244 24ZM247 22H249V23H247ZM232 23H235L234 26L232 25ZM236 24H238V25L236 26ZM249 24L251 26L253 25L254 28H252L253 26L250 27ZM255 24H256V26H255ZM195 25H196V27H195ZM257 25H260V26L257 27ZM3 26L8 27L9 29L4 31L3 30ZM197 26L198 27L202 26V27L198 28ZM227 26L231 27V28L229 29ZM238 26H242V27L238 28ZM247 26H248V28H247ZM92 27H94V28H92ZM208 27L210 29H208ZM225 27H226V29H224ZM260 27L263 30L262 29L260 30ZM188 28H190V29H188ZM194 28H196V30ZM197 28H198V31H197ZM10 29H11V31H9ZM199 29L201 31H203V32H200ZM216 29H217V31H216ZM232 29L233 30H239L240 33L242 31V33L240 34L239 32L233 31ZM38 30L36 32H34V36L36 38H40L42 36V34H40L38 32ZM220 30H221V32H220ZM146 31L150 32V30L144 29L143 34L141 32L138 33L140 35V37H138L136 39H132V41H130V42L139 43L142 40L141 38H143V40H146L148 38H152V35H149V34L145 35ZM204 31H205V33H204ZM226 31H228L227 33H229V32L230 33L229 34H224V32L226 33ZM248 31L250 32V34L246 33ZM109 32H111V33H109ZM183 32L186 33V34H184ZM235 32H236V34L238 36H235L236 35ZM243 32H245V33H243ZM254 32H255L256 35L254 34ZM257 32H259V33L261 32V35L259 33L257 34ZM94 33H95V35L93 36ZM112 33H114L113 36H111ZM192 33H194V34H192ZM202 33H204V34L202 35ZM219 33H222V34H219ZM218 34L220 36H218ZM231 34H233L234 36L233 35L231 36ZM239 34H240V36H239ZM116 35L119 36V37H116ZM185 35H187V37L189 39ZM206 35H207V38H206ZM252 35H254V36H252ZM2 36H4L6 39L4 40V37H2ZM20 36H21V38H20ZM247 36H248V38H247ZM260 36H262L263 38L260 37ZM185 37H186V39H184ZM221 37H223V39L224 38L225 39L223 40ZM258 37H260V38H258ZM204 38H205V40H204ZM46 39H48V40L49 39L50 40L54 39L56 41L49 43V42H47ZM182 39H184V40L182 41ZM191 39L194 42H191ZM214 39H216V40H214ZM228 39H230V40H228ZM29 40H32V41H29ZM201 40L203 41V43H201L202 42ZM231 40H233V43H231L232 42ZM235 40H236V42H235ZM245 40H247V41H245ZM249 40H251V41L254 40L255 42L254 41L251 42ZM204 41H205V43H204ZM207 41H208V44H206ZM238 41L241 42L242 44H240ZM13 42H16V43H13ZM35 43H37V44H35ZM41 43H43V44H41ZM68 43H70V44L67 45ZM196 43H198V45ZM199 43H201V45ZM248 43H251V46ZM252 43H253V45H252ZM209 44H211L210 48H208ZM214 44H217V45H214ZM237 44H238V46H237ZM247 44L249 45V47H247L248 46ZM33 45H36V46H33ZM176 46L173 45V47H176ZM205 46L207 47L206 49H204ZM229 46H231V48ZM244 46H245V48H244L245 50H246V47H247V49L250 48L249 51L247 50L248 53L244 52L243 51L244 49H240L241 47L243 48ZM254 46L257 47V48L253 49L252 47H254ZM31 47H32V49H31ZM153 47H155V46H153ZM211 47H213V48H211ZM14 48L15 49L17 48L18 50L16 49V51H15ZM100 48H102V49H100ZM238 48L240 50H242L244 53L239 51ZM211 49H213V50H211ZM233 49H234V51H233ZM73 50L74 51H77V50L80 51L81 49H73ZM237 50L241 54L240 53L238 54ZM10 51L11 52L13 51V52L11 53ZM102 51H104V52H102ZM195 51H197V52L194 53ZM233 52H235V53H233ZM28 53H30V52H28ZM28 53H26V50H25V54H27V56L30 55ZM228 54H231L230 57H232L233 60L235 58L237 61L236 60H234V61L231 60V58L229 56L227 57ZM237 54H238L239 57H237V56L233 57L234 55H237ZM242 54L246 58H244ZM194 55H195V57H194ZM240 55H241V57H240ZM247 55L249 57H247ZM241 59L244 60L242 62L243 64L240 62V61H242ZM228 61H230L231 64L228 63ZM247 61H248L250 66L252 65L255 69L256 68L257 69L255 70V69L251 68L249 65H245V63H247ZM174 62H175V72L177 73L176 70L178 68L177 66H178L179 62H177V57L176 56L174 58ZM195 63H196V61H195ZM235 64H236V66H235ZM0 70H1V65H0ZM233 70H236L238 72H234ZM97 72H98V74H97ZM97 72H94V76H95V78H97V76H98L99 79H100L101 76L106 77V76H110L111 75V69L109 71H107V72L102 71V70H100V72L99 71H97ZM153 73L157 77V79H159L160 83L163 84V87H165L167 85L166 79L163 78L156 71H153ZM210 73H211V75H210ZM159 76L161 78H158ZM195 77H196V79H195ZM208 77H210V78H208ZM7 78H8V80H10L9 77H7ZM49 78H50V76H48L46 80H48ZM189 78H191V79H189ZM53 79L56 80V77H53ZM262 79H263V81H261V82L264 83V78H262ZM109 80H111V84H110V82L105 84L102 81L101 82L102 84L100 83V87L99 88L95 89L96 86L92 85V90H88L91 93H93L92 94V98L89 100L90 101V103H89L90 105L98 106L99 102L101 104V103H103V101H105V96H106L107 92L103 94V91H101V90L110 88L111 90L115 91L114 84H115L116 80H114L113 77L111 79L109 78ZM85 82H87V81H85ZM197 82H199V83H197ZM9 83H11V82H9ZM52 83H51V85H52L51 88L50 87L39 88V89H37L35 91L36 93L35 92L33 93V97L34 98H36L39 102H43V103H40V104H44V105H47V104L52 105L53 104L52 103V99L49 98V96L46 93V89H49V90L51 89L50 91H53V93H57V92H60L62 90L58 83H57L58 85L55 84L56 82L53 83L55 85H53ZM121 84H120V88L123 87L124 84H125L124 85L125 87H128V82L127 81L126 82H122ZM155 84H156V86H155ZM209 84H210V86H209ZM87 85H88V83H87ZM96 85L98 86V83H96ZM83 86H84V84H83ZM75 90L77 92L79 91L78 89H75ZM80 93H83V92H80ZM1 94L4 95L3 93H1ZM109 94L111 96H113L112 91L109 92ZM165 94H166V96H165ZM183 94H184V96H183ZM2 95H0V96H2ZM100 95H102L101 98H100ZM86 96H88L87 93H85V97ZM23 97L24 98L25 97L29 98V95L24 93V94L20 95L19 97H15V98L12 97L11 98V96H9L7 98L8 99V103H10L9 105L11 106V108H14V109H12L10 111H12V112L21 111L20 114H19V120H20L19 124L15 123V118L13 116L9 117L7 115V113L9 111H7V112H5V111L2 112L1 111L0 112V132H1L0 134L2 135V136L0 135V137H1L0 138V142L2 143V144L0 143V160H1V162H0V166H1V168H0V170H1L0 171V180H1L0 181V187L5 186V188H6L7 179L9 178V176H11L13 174L14 169L16 171L25 169L26 171L25 170H23V171L26 174L30 173L32 168L33 169H37V166H35V164H37V163H35L34 161H33L34 163H32L31 161L33 159L32 157L35 154L39 153V149H37L38 147L35 148L38 145L34 146V144H31L29 142L30 141L29 139H31V137H30L31 136L30 135L31 132L30 131H32L35 127L41 125L42 126V129H41L42 132H40V134L38 135L39 137L37 136L36 140L38 138L42 139L44 137L47 138V137L51 136V134H50L51 130H49L50 128H48L45 124H43L41 122H38V120L37 121L34 120L33 119V117H34L33 113L23 109V105H25ZM68 97L72 100L70 95H68ZM78 97H79L78 98L79 104H82V105H86L87 104V101H85L86 99L82 98L81 96H78ZM254 98H256V99L254 100ZM80 100H84L86 104L84 103V101H80ZM153 100H156L158 102L157 103V105H159L158 107H157V105H156V107H154L150 103ZM76 101H74V102H76ZM63 103H65V102L63 101L62 104ZM164 103H166V104H164ZM253 104L256 105V109H257L256 112L254 110L251 111V109H252L251 106H253ZM151 106H153V108ZM87 107H89V106H87ZM98 107H99V111H97V112H100L101 115L98 114V113H95L92 110V108L89 107L88 110H89V112L92 115L89 116V119L87 120V123L82 125V123L79 122V120L76 119L77 122H72L73 123V127L72 128L74 130V134H72L71 132H70V134L67 133V134H69L68 135L69 139H70L69 141H71L73 143V145L76 146V144L78 142L82 146V149L77 146L78 153L80 152L81 154H83L86 157V158L83 157V159H84L83 161L85 163L83 161H81V159H80L81 163L83 162V164H86V163L92 164L94 161L98 162L101 159L103 161L104 159H106V158L103 159V157H104L103 155H105V157H108V158L113 156L112 159L116 157L115 159H117L118 161L121 158V156H123V157L125 156L124 158H126L129 155L131 157V154L129 153V151H130V149H133V148L129 149L130 144L128 145V143L123 142L124 136L122 134H120L121 133V130L119 129L120 121L118 120L119 118L120 119H124V117L126 119L127 118V113H118V114L117 113H109V112L104 111L102 106L101 107L98 106ZM180 107H183L182 111L179 109ZM112 109L116 110V108H113V107L111 108V110ZM167 110H170V111H167ZM184 112H186V113H184ZM3 113H5V114H3ZM171 113H173V114L171 115ZM174 113L176 114V116H175ZM30 114H32V115H30ZM109 114H111L114 117V120H113L112 124H111V122H109V118H108ZM197 114L201 115V116L200 117L198 116V118H197ZM193 115H195V116H193ZM238 116H240L241 118L238 117ZM90 117H93V120ZM104 117L107 118V120L104 119ZM194 117H196V118H194ZM208 118H209V120H208ZM237 118H239V119H237ZM171 120H172V122H170ZM117 124H118V126H117ZM262 124H263V128H259V134H260V136L262 135L261 139L263 140L264 138H262V137H264V118H263ZM208 125H209V127H208ZM203 126H205V127H203ZM62 127H61V129H64L63 132L65 133L66 132V127H64V125ZM116 127H117V129L115 130ZM183 127H184L183 124L180 125V128H183ZM5 128H6V131H5V133H3V130H5ZM7 128L8 129L10 128V129L8 130ZM112 128H114V129H112ZM242 128H243V131H242ZM45 129H47V131ZM239 130H240V132H239ZM93 131H94V133H93ZM88 133H89V135H87ZM197 133L200 134L199 138L197 136ZM181 134H182V132H181ZM87 137L90 140L93 139V141L90 142V140L87 139ZM117 137H118V140H116ZM120 138H121V140H120ZM14 139H15V142H14ZM8 140H9V142H8ZM20 140L23 141V142H25V141L26 142H25V144L23 146L18 147L17 145L21 143ZM95 140L99 141V145L101 146V147L99 145L97 146L99 149H97V147L93 148V146L96 144ZM92 142H94L95 144H93ZM109 142H110V144H109ZM153 143H155V142H153ZM199 144H200V150L198 149V145ZM91 145H93V146H91ZM126 145H128V147ZM170 145H172V146H170ZM1 146H3V147H1ZM25 146H27V147L24 149ZM111 146L112 147L114 146V147L112 148ZM31 147H33V148L31 149ZM15 149L18 150L17 155L20 152L19 153L20 156L19 155L17 156L18 158L15 157V155H16L15 152H14ZM125 149H126V151H125ZM182 149H181V152H183ZM114 151H117V152H114ZM133 151H134V149L131 152H133ZM197 151H199V153ZM230 151H232V152H230ZM100 152H101V154H100ZM22 153H23V156H22ZM147 153H148V158L146 157ZM159 153H161V154H159ZM201 153H202V155H204V158L206 160L205 162L207 164L211 163L212 162V158L214 157L215 160H216L215 167L217 168L219 165L221 167H220V170L218 171L217 179L216 178L212 179V180H210V182L208 180V177H209L208 173L209 172L207 173L208 186L206 188L201 186V189H200V187L198 188V182L194 179V175H193L194 170L193 169H194V166H195V162L196 161L200 162L199 159H200ZM95 154H96V156H95ZM97 154H100V155H97ZM141 154H143V155H141ZM29 155H32V156L29 157ZM156 155L159 156L158 159H156ZM117 156H119V157H117ZM154 156H155V158H154ZM4 157H6V160L8 161V164H7L6 160L5 161L3 160ZM27 157H29V158H27ZM132 157H134V156H132ZM197 157H199V158H197ZM7 158H9V159H7ZM20 158H22V159H20ZM14 159H16L15 162H14ZM12 160H13V162H12ZM238 162H239V164H238ZM217 163H218V165H217ZM230 163H231V165H230ZM22 166H24V167H22ZM30 166L32 167L31 169H30ZM169 166H171V169H170ZM26 167L29 168L30 170L29 169L27 170ZM82 167H84V166H82ZM82 167H78L77 171L81 170ZM241 167H244V168H241ZM172 168H175V169H172ZM188 168H189V170H188ZM262 168L264 169V166H262ZM236 171H237V173H236ZM6 172H9V174L7 173L5 175ZM15 172H14V174H15ZM10 173H12V174H10ZM2 174L5 175V177L2 176ZM26 174H24V175H26ZM31 174H29L30 177L32 176ZM236 175H237V177H236ZM178 177H179V175H178ZM172 178H173V180H172ZM255 179H256V182H255ZM3 180H4L5 184H2V183H4ZM257 180H259V181H257ZM71 183H72L73 186H75V188L71 189L70 186H68L66 184H64L61 187V189L63 188L62 191L65 194V196L67 194L66 199L68 201H69V197L68 196L71 195L73 193V191H74V193H76L77 195H80V196L83 194V193H81V192H83L81 186L79 188V186H77V184H74L73 181H71ZM257 184L259 186H257ZM236 187H240L239 186V182H238V185ZM240 188L242 189V187H240ZM80 189H81V191H80ZM259 191H260L261 194L260 193L257 194ZM212 192L213 193L215 192V193L213 194ZM253 193H255V195ZM170 195H171V192H170ZM210 195H212V196H210ZM203 196H204V198H203ZM226 197H227V199H226ZM253 197L255 199L259 200V201H257V200L255 201V199ZM232 200H234V201L232 202ZM229 201H231V202H229ZM236 201H238V202H236ZM175 203L177 204V207L174 206ZM239 204H241V205H239ZM174 207H175V209H174ZM228 209H230V210H228ZM208 213H210L212 215L211 219L214 218L213 220H210V222L212 221L213 223L209 222L207 217L210 214H208ZM256 215H257V217H256ZM188 217H189V219H188V222H189V220H191L193 218V216L191 218V216H189V214H188ZM231 217H232L233 221H232ZM253 217H254V220H253ZM71 218H72V216L70 214V219ZM260 218H261V220H260ZM201 219H202V217H201ZM159 220H161V222ZM230 220L232 221V224H229V223H231ZM217 221H219V222H217ZM188 222H187V224L189 225ZM191 225H192V223H191ZM191 225H189V226H191ZM214 225H215V227H214ZM223 225H224V227H223ZM231 225H233V226H231ZM226 227H228V228H226ZM233 230H234V232H233ZM150 231H152V233ZM206 231H207V234H204V233H206ZM161 232H162V234H161ZM227 233L228 234L231 233L230 234L231 236L230 235L228 236ZM145 234H147V235H145ZM221 234H222L223 237L221 236ZM152 236H154V237H152ZM230 237H232V238L230 239ZM169 238H171V239H169ZM221 238H224V239H221ZM76 240H75V245L77 247L76 249H78L77 252L79 251L82 255H84L85 243H84L83 237L82 236L76 237ZM226 240H227L228 244L225 243ZM146 241L149 242V243H147ZM181 241L183 242L184 240H181ZM230 241H231V243H230ZM233 241H235V242H233ZM144 243H146V244H144ZM112 245L113 244H111L109 246V248H111ZM143 245H144V247H143ZM146 246H148V247H146ZM134 248H135V250H134ZM224 249H226V250H224ZM228 249H229L230 253L228 252ZM234 249L236 251H234ZM141 250H143V251H141ZM245 251H247V252H245ZM234 252H235V254H234ZM225 253H226V255H225ZM144 258H146V259H144ZM132 259H134V260H132ZM82 260L84 261L83 257H82ZM143 260H146V261H144V263H143ZM131 261H133V262H131ZM80 264H82V263H80ZM84 264H85V262H84Z\"/></svg>",
    "mask_w": 264,
    "mask_h": 264
},
{
    "label": "water",
    "instance_id": "water-1",
    "mask_svg": "<svg viewBox=\"0 0 264 264\" xmlns=\"http://www.w3.org/2000/svg\"><path fill=\"white\" fill-rule=\"evenodd\" d=\"M226 1L227 0H224V1L223 0H217V2H220V3H223ZM161 2H163V0H158L157 2H147V3H161ZM148 5L149 4L144 5V7L137 8L136 10H134V12L133 11H126V12L124 11V13L126 14V16H124V17L129 19L131 16H138L139 10H144L147 12V6ZM153 5H155V4H153ZM72 9H75V8H72ZM0 11H3V13H6V14H9L12 16V14L10 12H6L5 10H0ZM3 13H0V14H3ZM102 16H103V14H97L96 12L92 11L91 14L90 13L86 14L84 12L82 17H76V18L66 17V18L60 19V20H49L47 25H44L45 27H39V28H41V29H39L40 34H42V31L49 32V33L53 32V33H57L59 35H63V34H67V33H69V34L77 33L76 31L78 29H80L81 27H84V26H86L92 22H96L99 19H102L101 18ZM106 16H108V15H106ZM118 16H120L118 13L113 14V17H115V18H113L112 20L115 21V19H116L118 22H123V17H118ZM8 17H10V16H8ZM22 17H23V15H20V18H22ZM80 18H83V19L81 20ZM138 24L143 25L142 23H139V22H138ZM79 25H81V26H79ZM1 28H2V26L0 25V29ZM7 29H9V28L6 26H3L4 31ZM14 31H15V29H12L11 32H14Z\"/></svg>",
    "mask_w": 264,
    "mask_h": 264
}]
</instances>
